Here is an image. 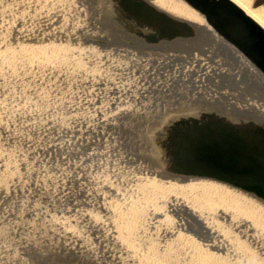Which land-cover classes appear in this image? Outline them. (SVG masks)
Instances as JSON below:
<instances>
[{
	"label": "water",
	"instance_id": "95a60500",
	"mask_svg": "<svg viewBox=\"0 0 264 264\" xmlns=\"http://www.w3.org/2000/svg\"><path fill=\"white\" fill-rule=\"evenodd\" d=\"M0 264H264L260 23L0 0Z\"/></svg>",
	"mask_w": 264,
	"mask_h": 264
},
{
	"label": "bare ground",
	"instance_id": "6f19581e",
	"mask_svg": "<svg viewBox=\"0 0 264 264\" xmlns=\"http://www.w3.org/2000/svg\"><path fill=\"white\" fill-rule=\"evenodd\" d=\"M254 21L264 28V1L263 0H233ZM255 2L258 4L256 5Z\"/></svg>",
	"mask_w": 264,
	"mask_h": 264
},
{
	"label": "rangeland",
	"instance_id": "374dc122",
	"mask_svg": "<svg viewBox=\"0 0 264 264\" xmlns=\"http://www.w3.org/2000/svg\"><path fill=\"white\" fill-rule=\"evenodd\" d=\"M264 1V0H263ZM255 4L257 5L258 3L257 2H255Z\"/></svg>",
	"mask_w": 264,
	"mask_h": 264
}]
</instances>
